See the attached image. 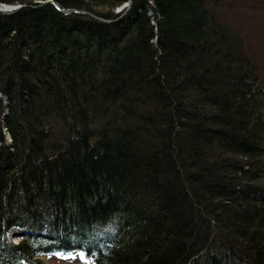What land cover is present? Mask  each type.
Segmentation results:
<instances>
[{
    "label": "trees",
    "instance_id": "trees-1",
    "mask_svg": "<svg viewBox=\"0 0 264 264\" xmlns=\"http://www.w3.org/2000/svg\"><path fill=\"white\" fill-rule=\"evenodd\" d=\"M124 1L0 0V264H264L254 55L221 0Z\"/></svg>",
    "mask_w": 264,
    "mask_h": 264
},
{
    "label": "rangeland",
    "instance_id": "rangeland-1",
    "mask_svg": "<svg viewBox=\"0 0 264 264\" xmlns=\"http://www.w3.org/2000/svg\"><path fill=\"white\" fill-rule=\"evenodd\" d=\"M117 9L114 8L115 11ZM216 11L222 20L243 36L245 45L257 61L258 72L264 83V0H221ZM13 231L17 230L8 232L7 236L14 242L18 238ZM40 258L43 264H85L79 254L44 255Z\"/></svg>",
    "mask_w": 264,
    "mask_h": 264
},
{
    "label": "water",
    "instance_id": "water-1",
    "mask_svg": "<svg viewBox=\"0 0 264 264\" xmlns=\"http://www.w3.org/2000/svg\"><path fill=\"white\" fill-rule=\"evenodd\" d=\"M36 2L38 3H43V2H47V1H52V0H35ZM22 5H24V3H12V4H6V3H3V2H0V12L2 13H8V12H12L13 10L21 7ZM55 5L62 11L64 12H68V11H75V12H78V13H86V14H89V15H93L92 13L88 12V11H85V10H81V9H78V8H74V7H67V8H61L57 2H55ZM128 5H129V0H126L124 1L122 4H120L119 6H117L116 8H118L117 10H119L120 8L124 7L125 9L128 8ZM96 16V15H94ZM98 18H101L99 16H96ZM108 20V19H107Z\"/></svg>",
    "mask_w": 264,
    "mask_h": 264
},
{
    "label": "bare ground",
    "instance_id": "bare-ground-1",
    "mask_svg": "<svg viewBox=\"0 0 264 264\" xmlns=\"http://www.w3.org/2000/svg\"><path fill=\"white\" fill-rule=\"evenodd\" d=\"M123 8V7H122Z\"/></svg>",
    "mask_w": 264,
    "mask_h": 264
}]
</instances>
